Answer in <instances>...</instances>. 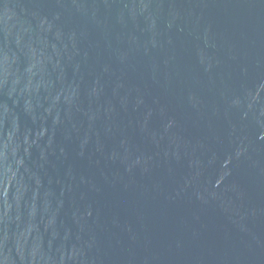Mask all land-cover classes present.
Returning a JSON list of instances; mask_svg holds the SVG:
<instances>
[{"label": "water", "instance_id": "95a60500", "mask_svg": "<svg viewBox=\"0 0 264 264\" xmlns=\"http://www.w3.org/2000/svg\"><path fill=\"white\" fill-rule=\"evenodd\" d=\"M0 264H264V0H0Z\"/></svg>", "mask_w": 264, "mask_h": 264}]
</instances>
